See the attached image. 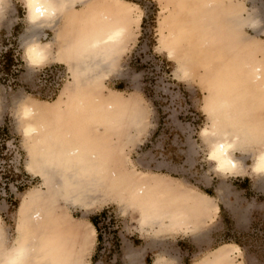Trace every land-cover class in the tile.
Listing matches in <instances>:
<instances>
[{"label":"rangeland","instance_id":"rangeland-1","mask_svg":"<svg viewBox=\"0 0 264 264\" xmlns=\"http://www.w3.org/2000/svg\"><path fill=\"white\" fill-rule=\"evenodd\" d=\"M8 1L0 21V217L5 230L4 237L11 240L16 235V212L23 193L34 187L45 190L40 178L25 169L31 150L21 132L20 103L37 99L45 101L38 106L41 109L37 108L39 113L58 115L59 112L65 117V122L57 120V125L71 123L74 119L79 122L83 120L86 123L84 133H75L72 137L85 140L86 146H96L99 142L103 147L99 151L107 160L109 168L122 175L118 176L113 186L110 184L102 190L101 202L86 208L91 211L85 215V219L89 223L93 220L95 225L91 224L95 236L90 250L85 254L88 264H152L157 257H163L169 264H194L201 257L208 259L214 256L222 248L231 251V264H264V179L256 177L249 170L252 155L258 146L250 144L244 151V158L236 152V156L243 159L245 170L229 177L219 175L208 160L209 146L200 135L201 129L210 125L209 110L213 107L209 93L210 77L218 72L219 67V72H223L228 66L232 74L239 75L240 66L236 64L242 58L241 53L252 50L246 48L250 46L249 41L256 45L260 43L261 50L264 49V0H203L207 1L204 4H211L206 9L212 6V13L209 14H219V20H214L213 28L225 25L227 16L223 14L221 18L222 11L219 10L229 8V27L244 29L239 32L237 39L233 35L225 39L224 36H228L225 27L220 28L219 35L214 34L218 38L215 44H211V41L209 46L207 41L206 45L201 44L206 39L202 38L200 47L195 42L196 48L201 49H197L196 58L189 56L187 60L181 53L185 46L176 45V54H171L168 49L170 46L162 44V41H168L171 25L177 19L174 0H126L137 5L133 14L138 15L139 19L127 36L126 45L117 49L112 59V71L100 77L101 80L96 78L95 84L88 85L86 73L80 72L79 78L75 76L78 75L76 69L68 74L64 64L55 59L51 64L38 67L65 69L68 77L53 97L37 86L33 71L36 68H30L23 57L24 46L20 35H28L30 31L22 0ZM89 13L94 12L90 9ZM250 16L260 21L254 30L243 27ZM77 18H80L79 14ZM190 18L202 28L211 21V17H207L208 22H205L207 19L195 21L194 14ZM90 25L91 22L87 27ZM221 33H224L223 37ZM46 34L47 38L53 36L50 31H46ZM198 34L201 35V32ZM193 35L196 41L197 35ZM240 37H247L249 41L243 43ZM228 38L231 42L227 41ZM5 47L15 50L12 54L17 60L14 69L8 74L3 71L4 64L9 60L6 54L9 51H4ZM240 47H245L244 51ZM221 48L224 54L227 52L225 58L214 59L216 49ZM52 51H55V47ZM263 54L264 50L253 51V54L251 51V58L263 63ZM261 59L263 62H260ZM95 73V70L90 72L92 76ZM61 90V95L56 99ZM21 95L25 98L19 102ZM243 98L237 102L250 108L246 114L251 125L264 126V106L258 100L260 98L252 95ZM54 99L56 107L51 106ZM79 99L87 102V110L80 107L82 102L77 103ZM109 107L111 109H107ZM112 115L117 116L114 126L108 120ZM153 175L165 177L161 183H153V186L160 187L157 188L160 196L164 197L170 192L180 196L179 191H195V206L201 204L198 197L205 196L209 199L211 211L209 209L205 215L196 211L194 219L198 222L195 221L193 226L184 225V229L183 226L177 227L173 232L164 231L158 236H144L139 231L138 209L133 206L126 209L120 201H123V195L130 185L141 186L150 177L155 178ZM168 187L172 189L160 191ZM104 195L112 200L104 198ZM65 206L67 214L76 219L86 210L74 205ZM63 214L59 211L53 218L58 219ZM59 224L56 222L54 226L61 235ZM76 236L72 234L70 238V260L81 259L85 253ZM49 237V233L44 232L40 240L42 242Z\"/></svg>","mask_w":264,"mask_h":264},{"label":"bare ground","instance_id":"bare-ground-1","mask_svg":"<svg viewBox=\"0 0 264 264\" xmlns=\"http://www.w3.org/2000/svg\"><path fill=\"white\" fill-rule=\"evenodd\" d=\"M8 2V0H0V21L6 12ZM204 2L203 0H174L177 19L171 25L168 41H162L163 45L167 43V46H170L168 49L171 54H176V45H183L185 49L181 53H184L185 60L190 59L187 58L189 56L196 58L197 49H200L199 47L201 46L199 42L202 41V38L207 40H203L201 44L206 41L207 44L210 41L212 42L211 44H215L218 38L216 39L214 34L219 35L221 27H217L215 24L214 26L216 27L213 28L212 25L214 20L218 18L220 11H222L220 14L221 18L223 14L224 17L227 16L225 25H223L226 30V33H224L228 35L224 36L225 39L230 35H233L235 39L239 37V32L244 28L236 29L235 27V29H231L229 27V8L219 10L218 16H216V14H209L212 13V6L208 10L206 8L210 7V3L204 4ZM57 3L61 6V11L52 20L42 22L43 26L28 23L25 15L30 33L28 35H20L24 49L32 41L45 43L47 60L42 65L51 64L55 59L57 61L60 60L66 67L68 74H70L69 71L72 72V70L76 69L78 75L73 73L75 76L79 78L80 72L81 74L86 73L85 80L88 85L95 84L98 79H102L100 77L106 76L112 71V59L117 53V49L126 45L127 36L132 32L135 23L139 19L138 15L133 14L137 5L126 0H57ZM87 6H90V8H87ZM90 9L94 13H89ZM78 14L80 16L79 19L77 18ZM193 14L196 17L195 21H199V19L206 20L207 17H211L210 23L203 26V28L210 26L209 29L204 28L203 30L200 24L193 20L194 23H192L190 17H193ZM208 21L207 19L205 22ZM89 22H91V25L87 27ZM259 22L254 16H250L245 20L243 27H250L254 30ZM215 28L216 33H214ZM117 30L120 33L119 37L115 40H109V36L113 35ZM199 30L201 35L198 34L200 33ZM46 31L53 32V36L47 38ZM193 33L197 35L196 41L195 37L193 38L195 36ZM243 38H241V42L246 43L249 41L247 37ZM229 40L228 38L227 41ZM195 42H197V46L199 44L198 48H196ZM248 43L250 46L248 44L246 48L252 49L250 52L244 51L245 47H240L239 49L244 51L241 53L243 55H241L239 53L241 51L237 50L239 51L237 54L242 57H240L239 63L236 64L237 67L238 65L241 67H239V75L232 74L229 69L228 65H232V63L227 65V70L224 71L223 69V72H219V67L218 72L216 71L213 75L210 74L212 76L209 79V93L213 107L210 103V125L201 129L200 135L209 146L208 160L212 162L219 175H229V177L244 172L245 166L242 162V158L245 157L244 151L252 143L256 147L258 146L256 152L252 155V163L249 170L256 177L264 179V126L251 125L250 118L246 114V111H250V108H245V105L237 102L245 95H252L255 98H260L258 100L264 106V62L261 59L260 62L263 63H257L251 58V51L253 54V51L262 52L264 49L262 48L263 50H261L262 46L259 45L260 43H257V45L254 42L251 43V41ZM53 47H55V51H52ZM221 49H216L217 51H215L213 56L214 59H222V56L225 58L224 56L227 52L224 54L223 49ZM199 53L201 54V52ZM259 54L261 55V53ZM23 57L32 69L42 66L29 64L24 56V51ZM196 60L198 61V57ZM45 67L50 66H43L42 68ZM36 69L33 70L34 73ZM93 70L96 73L92 76L90 72H93ZM236 71L238 70L236 69ZM62 90L56 99L59 98ZM69 90L74 89L69 88ZM24 98L25 96L21 95L19 102ZM84 99L87 100L86 97ZM84 99H79L77 103L82 102L84 106L80 103V107L87 110V102ZM247 99L249 100V98ZM52 102L54 103L51 106L56 107V100L54 99ZM41 103H45V101L37 99L29 100L28 102L22 101L20 103V118L23 123L22 135L31 150L25 163V169L28 173L40 178L42 181L41 186L45 185V190L34 187L27 189L23 193L20 206L16 212V235L11 240L4 237L5 230L0 217V264H7L9 258L19 249L24 250L20 264H88L85 261L87 256L85 254L90 250L95 234L91 223L85 219V215L91 211L86 208L101 202V199H103L102 190L106 189L110 184L113 186L118 176L122 175L119 172H115L116 170L109 168L107 160L99 151L103 148L99 142L96 143V146H91L90 144L86 146L85 140L72 137V134L84 133L83 129L86 123L83 120L79 122L74 119L71 123L57 125V120L65 122V117L59 112L58 115L39 113L38 109H41L38 106ZM243 106L244 108H242ZM107 109H111V107ZM92 120L94 119L92 118ZM108 120L113 122L112 125L114 126L117 116H109ZM102 144L104 146V143ZM220 144L226 146L223 151L216 150ZM236 152H239L242 158H238ZM161 179H165L164 175L155 176V178L150 177L141 186L130 185L123 195V201H120L126 209L131 206L138 209L139 231L144 236L147 234L158 236L164 231L172 230L173 232V229L177 227L183 226L184 229V225L193 226L195 221L198 222V220L194 219L196 211L205 215L211 208L209 199L205 196L204 198L198 197L201 204L195 206L196 204L193 203L194 196H196L194 193L197 194L195 191L191 192L188 190L186 191L188 193L179 191L178 193L181 192L180 196L172 192L164 195V197L160 196L157 189L160 187L157 185L153 186V183H161ZM168 189L171 190L172 188L168 187L160 191L165 192ZM103 197L111 199L106 195ZM65 205L79 206L86 210L81 213L80 218L76 219L67 214ZM58 210L65 214L55 219L53 217L59 212ZM56 222H60L61 235L55 230L56 226H54V223L56 224ZM192 229L194 230V228ZM44 232L49 233L50 237L48 240L41 242V234ZM72 234L77 235L76 238L83 245L85 253L81 259L74 258L70 260L71 256L68 257V252L71 251L72 240L70 238ZM230 252L229 248H222L214 256L208 259L201 257L194 264H231L232 257ZM152 264L169 263L163 257H157Z\"/></svg>","mask_w":264,"mask_h":264},{"label":"clouds","instance_id":"clouds-1","mask_svg":"<svg viewBox=\"0 0 264 264\" xmlns=\"http://www.w3.org/2000/svg\"><path fill=\"white\" fill-rule=\"evenodd\" d=\"M23 6L26 9V19L28 23L33 25H41L46 20H52L61 11V6L57 0H22ZM120 33L117 30L113 35L109 36V40H115ZM24 56L27 62L33 66H40L47 60L46 44L39 41L28 43L24 49ZM224 144H220L216 150L223 151ZM214 159V156H213ZM24 255V250L19 249L11 256L7 264H20Z\"/></svg>","mask_w":264,"mask_h":264},{"label":"built area","instance_id":"built-area-1","mask_svg":"<svg viewBox=\"0 0 264 264\" xmlns=\"http://www.w3.org/2000/svg\"><path fill=\"white\" fill-rule=\"evenodd\" d=\"M8 48L5 47L4 51H7ZM12 52L15 50L12 49ZM15 62V56H13ZM15 66L12 67L14 69ZM67 73L64 68L61 67H45L42 69H37L35 71L36 84L38 87L45 89L51 96L59 91L61 84L65 81Z\"/></svg>","mask_w":264,"mask_h":264},{"label":"trees","instance_id":"trees-1","mask_svg":"<svg viewBox=\"0 0 264 264\" xmlns=\"http://www.w3.org/2000/svg\"><path fill=\"white\" fill-rule=\"evenodd\" d=\"M8 51L9 52H6V54L8 55L9 60L6 62V64H4L5 65V68H4L5 70H3L7 74L10 73V72H12V67L15 66V61L13 59L12 50H8ZM90 222H91L92 225H94L93 220H90Z\"/></svg>","mask_w":264,"mask_h":264}]
</instances>
